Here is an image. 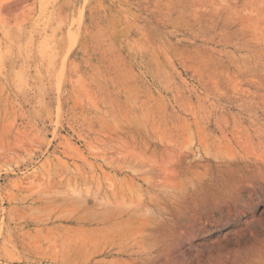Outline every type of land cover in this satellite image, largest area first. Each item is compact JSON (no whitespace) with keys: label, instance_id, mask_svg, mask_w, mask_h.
Segmentation results:
<instances>
[{"label":"rangeland","instance_id":"374dc122","mask_svg":"<svg viewBox=\"0 0 264 264\" xmlns=\"http://www.w3.org/2000/svg\"><path fill=\"white\" fill-rule=\"evenodd\" d=\"M0 264H264V0H0Z\"/></svg>","mask_w":264,"mask_h":264}]
</instances>
